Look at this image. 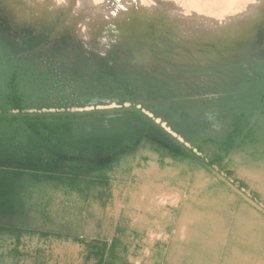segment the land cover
<instances>
[{
  "label": "rangeland",
  "instance_id": "obj_1",
  "mask_svg": "<svg viewBox=\"0 0 264 264\" xmlns=\"http://www.w3.org/2000/svg\"><path fill=\"white\" fill-rule=\"evenodd\" d=\"M5 1L0 264H264L258 0Z\"/></svg>",
  "mask_w": 264,
  "mask_h": 264
},
{
  "label": "bare ground",
  "instance_id": "obj_2",
  "mask_svg": "<svg viewBox=\"0 0 264 264\" xmlns=\"http://www.w3.org/2000/svg\"><path fill=\"white\" fill-rule=\"evenodd\" d=\"M65 1V2H64ZM63 2H64V4H65V6H66V4H72L73 2V0L71 1V0H64ZM82 1V0H81ZM78 2L76 5H75V7H77V8H84L86 5H84V3H83V1L82 2ZM5 2H7V4L9 3V4H12V3H10V0H6ZM50 2V0H36V3H37V5H38V7H44V6H46V4H48ZM88 2V1H87ZM95 2V1H94ZM97 2V4H98V2H99V0L98 1H96ZM95 2V3H96ZM12 6V5H11ZM34 6H35V8H38V7H36V5H35V3H34ZM74 6V4H72V7ZM82 6H84V7H82ZM93 6H94V4H93ZM97 6V5H96ZM87 7V6H86ZM51 9V8H50ZM93 9V8H92ZM256 11H257V16L256 17H254V18H256L255 20H256V23H258L257 24V26H259L260 28L259 29H257L256 31H255V33H257L258 31H261V29L264 27V22H262V18H263V16H264V0H258V6L256 7ZM90 12H93V11H91L90 10ZM236 13V12H235ZM54 13L53 12H51L50 11V13L48 12V14H46V15H44L43 17H42V19L43 20H47V19H49V17H51L52 15H53ZM105 14V13H104ZM121 14V13H120ZM84 15H86V14H84ZM87 16H88V13H87ZM87 16H85L86 18H89L90 20H88V21H90V22H88V24L89 23H91V25H89V27L91 28L92 27V24H93V21H96V22H98L97 20L98 19H96V16H95V14H94V12H93V14L91 15V13L89 14V16L87 17ZM109 17V20L111 21V19H113L114 18V15H113V13H109V15H108ZM99 17H100V15H99ZM98 17V18H99ZM189 17V16H188ZM108 18H106V19H108ZM190 18V17H189ZM100 19V18H99ZM114 20V19H113ZM264 21V20H263ZM95 22V23H96ZM108 26H109V24H108ZM108 26H106V28L108 29V28H110L111 27V25H110V27H108ZM105 27V26H104ZM111 29V28H110ZM90 33V32H89ZM208 107H209V109H210V111L209 112H214V113H221V111L223 110V108H222V105H221V100L218 98V97H216V96H211L210 97V99H208ZM223 107H225L224 105H223Z\"/></svg>",
  "mask_w": 264,
  "mask_h": 264
},
{
  "label": "crops",
  "instance_id": "obj_3",
  "mask_svg": "<svg viewBox=\"0 0 264 264\" xmlns=\"http://www.w3.org/2000/svg\"><path fill=\"white\" fill-rule=\"evenodd\" d=\"M31 138H34V136L32 135ZM216 156H217L216 151H213V156L211 159L213 160ZM204 158L207 159V156L205 154H204ZM18 189H19V191H21L20 187ZM14 190H16V189H14ZM14 190L6 187L5 185L0 184V206L7 205V203L5 201V199L7 197L15 198V202H13L12 204H15V205L24 204L21 201V192L18 193V191H17V195H16ZM3 219H4V217H0V221H3ZM5 244H6V232L2 228H0V253L3 252V250L5 248Z\"/></svg>",
  "mask_w": 264,
  "mask_h": 264
},
{
  "label": "flooded vegetation",
  "instance_id": "obj_4",
  "mask_svg": "<svg viewBox=\"0 0 264 264\" xmlns=\"http://www.w3.org/2000/svg\"><path fill=\"white\" fill-rule=\"evenodd\" d=\"M204 151H205V154H206V156H207V159L206 160H208V161H212V156H213V151L209 148V147H206L205 149H204Z\"/></svg>",
  "mask_w": 264,
  "mask_h": 264
},
{
  "label": "clouds",
  "instance_id": "obj_5",
  "mask_svg": "<svg viewBox=\"0 0 264 264\" xmlns=\"http://www.w3.org/2000/svg\"><path fill=\"white\" fill-rule=\"evenodd\" d=\"M58 2H60V0H58Z\"/></svg>",
  "mask_w": 264,
  "mask_h": 264
}]
</instances>
